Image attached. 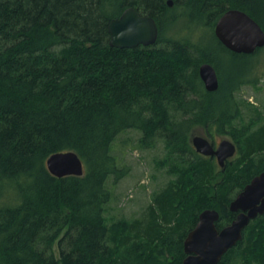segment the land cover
<instances>
[{"label": "trees", "instance_id": "1", "mask_svg": "<svg viewBox=\"0 0 264 264\" xmlns=\"http://www.w3.org/2000/svg\"><path fill=\"white\" fill-rule=\"evenodd\" d=\"M167 1L0 0V264H182L204 210L219 229L236 218L231 202L264 172V125H235V93L258 78L239 69L208 92L199 70L220 68L222 53L254 60L263 48L233 53L214 30L229 9L262 26L264 0ZM130 7L156 20V44L109 45V23ZM197 128L237 145L224 169L193 147ZM130 130L141 147L164 144L179 180L145 217L109 225L108 182L128 173L113 148ZM70 151L84 175L53 176L47 160ZM218 264H264V215Z\"/></svg>", "mask_w": 264, "mask_h": 264}, {"label": "water", "instance_id": "2", "mask_svg": "<svg viewBox=\"0 0 264 264\" xmlns=\"http://www.w3.org/2000/svg\"><path fill=\"white\" fill-rule=\"evenodd\" d=\"M170 7L173 0L167 1ZM109 45L119 49L151 46L159 38V27L152 16L142 15L133 7L127 8L120 17L109 23ZM215 35L231 52L250 55L264 48V29L253 17L239 9L227 10L217 21ZM200 77L208 92L220 87L216 68L209 63L201 65ZM192 144L197 153L216 157L222 169L237 153V145L222 139L218 146L205 136H193ZM49 172L58 178L83 176L84 166L73 151L56 153L47 160ZM230 210L238 213L227 226L219 229L220 214L206 209L199 215L196 226L184 241L186 257L182 264H218L222 258L243 239L245 230L260 215H264V172L254 177L230 204Z\"/></svg>", "mask_w": 264, "mask_h": 264}, {"label": "rangeland", "instance_id": "3", "mask_svg": "<svg viewBox=\"0 0 264 264\" xmlns=\"http://www.w3.org/2000/svg\"><path fill=\"white\" fill-rule=\"evenodd\" d=\"M174 5L173 0L172 7ZM261 24L264 27V19ZM217 62L220 64V68H217L218 75L223 82L233 76L237 70H252L254 66L255 76L258 78L256 85L243 84L235 93L236 100L240 104V116L235 121V125L241 127L258 120L253 126V130H258L264 125V48L254 60L236 59L228 53H223ZM194 134L208 138L201 128L195 129ZM141 138L140 131L130 130L119 136L114 144L113 153L119 159L121 167H127L128 173L116 184L113 183V179L108 182V188L113 195L105 211L109 225L121 220L130 222L145 217L154 202V197L167 187H174L179 180V174L174 173L172 162L167 159L164 144L159 142L150 147H141ZM210 139L216 145L221 139L233 141L229 135L217 136L216 139L210 137ZM176 188L178 189V186ZM54 250L58 256L57 243Z\"/></svg>", "mask_w": 264, "mask_h": 264}, {"label": "bare ground", "instance_id": "4", "mask_svg": "<svg viewBox=\"0 0 264 264\" xmlns=\"http://www.w3.org/2000/svg\"><path fill=\"white\" fill-rule=\"evenodd\" d=\"M202 32H204V31H202ZM205 34V33H204ZM201 35H203V34H201ZM207 35V34H206ZM204 36V35H203ZM203 38V37H202ZM210 45V44H209ZM215 45V44H214ZM213 46V45H212ZM211 48V47H210ZM214 49V48H213ZM221 51V50H220ZM222 52V51H221ZM217 53V52H216ZM223 54V53H222ZM195 135V134H194ZM111 260V259H110Z\"/></svg>", "mask_w": 264, "mask_h": 264}, {"label": "flooded vegetation", "instance_id": "5", "mask_svg": "<svg viewBox=\"0 0 264 264\" xmlns=\"http://www.w3.org/2000/svg\"><path fill=\"white\" fill-rule=\"evenodd\" d=\"M218 73V72H217ZM219 76V75H218ZM216 145V144H215ZM216 146H218V145H216ZM215 160H217V158L216 157H213ZM237 215H238V213H237ZM237 217V216H236Z\"/></svg>", "mask_w": 264, "mask_h": 264}]
</instances>
